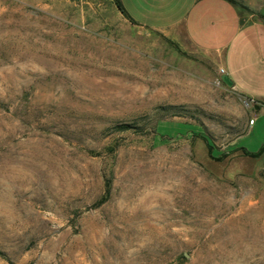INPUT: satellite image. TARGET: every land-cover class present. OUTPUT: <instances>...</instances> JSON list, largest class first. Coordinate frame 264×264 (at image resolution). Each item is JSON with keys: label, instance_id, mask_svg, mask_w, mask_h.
<instances>
[{"label": "rangeland", "instance_id": "rangeland-1", "mask_svg": "<svg viewBox=\"0 0 264 264\" xmlns=\"http://www.w3.org/2000/svg\"><path fill=\"white\" fill-rule=\"evenodd\" d=\"M213 60L110 0H0V264H264V166L148 127L227 150L259 114Z\"/></svg>", "mask_w": 264, "mask_h": 264}, {"label": "crops", "instance_id": "crops-1", "mask_svg": "<svg viewBox=\"0 0 264 264\" xmlns=\"http://www.w3.org/2000/svg\"><path fill=\"white\" fill-rule=\"evenodd\" d=\"M118 1L132 24L138 27L179 31L190 46L214 59L216 72L221 68V75L230 82V86L221 82L225 87L252 102V109L259 115L247 117L244 131L228 143L225 152H237L262 164L264 139L252 150L230 146L243 135L256 136L264 129L259 123L264 116V0ZM249 119L251 124L247 123ZM242 151L255 156L244 155ZM259 171L254 169L249 176H257Z\"/></svg>", "mask_w": 264, "mask_h": 264}, {"label": "trees", "instance_id": "trees-1", "mask_svg": "<svg viewBox=\"0 0 264 264\" xmlns=\"http://www.w3.org/2000/svg\"><path fill=\"white\" fill-rule=\"evenodd\" d=\"M111 4L114 6V8L123 16L125 17L129 22L132 23V21L126 16L124 10L122 9L120 3L118 0H110ZM234 2V1H233ZM240 5V3L238 4ZM133 127L132 125L129 124H118L116 126V131H125L129 128ZM151 130L152 133V141L154 140H164V139H170L172 137H177V136H185L187 134V132H189L190 135L194 136V137H198L200 138L205 147H206V153L207 156L213 160H220L223 157L226 156V152L225 151H221L219 149H217L212 141L203 133L201 132V127L198 124H193V123H186V122H181L178 124H172L168 121H164L161 119H156L154 121V123L150 126H148ZM189 127H193L196 128L197 131H189ZM160 129V133L157 131ZM242 153L244 155L253 157L255 156L254 153H248L245 151H242ZM103 196H102V200L106 197V195L108 194V181H104L103 182ZM101 200V201H102ZM0 256L4 259H6V256L3 252L0 251ZM10 264V263H8Z\"/></svg>", "mask_w": 264, "mask_h": 264}, {"label": "water", "instance_id": "water-1", "mask_svg": "<svg viewBox=\"0 0 264 264\" xmlns=\"http://www.w3.org/2000/svg\"><path fill=\"white\" fill-rule=\"evenodd\" d=\"M219 79H220V81H221L223 84H225L226 86H230V82H229L228 78H227L225 75H221V76H219ZM262 164H263V166H264V160H263Z\"/></svg>", "mask_w": 264, "mask_h": 264}, {"label": "built area", "instance_id": "built-area-1", "mask_svg": "<svg viewBox=\"0 0 264 264\" xmlns=\"http://www.w3.org/2000/svg\"><path fill=\"white\" fill-rule=\"evenodd\" d=\"M223 73V70L221 68L217 69V72H216V75H217V81L218 82H221L220 79H219V75H221ZM248 124H251L252 123V119H249L247 121Z\"/></svg>", "mask_w": 264, "mask_h": 264}]
</instances>
